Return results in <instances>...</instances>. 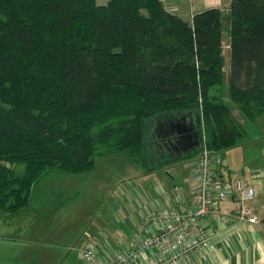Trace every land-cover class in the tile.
Here are the masks:
<instances>
[{
    "label": "trees",
    "instance_id": "1",
    "mask_svg": "<svg viewBox=\"0 0 264 264\" xmlns=\"http://www.w3.org/2000/svg\"><path fill=\"white\" fill-rule=\"evenodd\" d=\"M228 9L226 67L219 8L188 23L160 0H0V214L96 156L160 167L146 145L158 115L197 114L211 153L248 140L264 115V0Z\"/></svg>",
    "mask_w": 264,
    "mask_h": 264
},
{
    "label": "crops",
    "instance_id": "2",
    "mask_svg": "<svg viewBox=\"0 0 264 264\" xmlns=\"http://www.w3.org/2000/svg\"><path fill=\"white\" fill-rule=\"evenodd\" d=\"M95 1L97 4L107 2V0ZM160 1L167 11L179 15L188 23L197 12L213 7L219 8L224 20L221 39L226 67H228L227 17L230 0ZM194 117L195 114L191 112L166 113L148 121L147 150L152 163L160 167L149 172L142 171L139 167L136 168L137 170L132 169L135 183L133 185L128 182L129 180L126 181L124 194L118 198L119 211L122 213L119 228L116 226L112 229L109 236L98 235L88 242L96 246L98 253L103 258L112 257L114 253L126 246L129 237L139 229L140 218L165 207L175 206L181 212H187L190 209V193L195 184L192 162L198 155V148L191 144L192 140H188L184 145L186 149L182 150L176 143V139L179 134H192L189 122ZM170 118L173 119V122H184V125L182 127L170 125L168 123ZM178 131L182 132L177 134ZM165 134H168L167 140L162 139ZM218 154L220 153H217L216 156ZM213 167L216 170L225 168L230 179L238 178L223 163L216 161ZM243 180L254 187L255 197L250 202V206L256 212L259 221L251 224L238 220L232 214L231 200L222 202L220 211L225 218L221 220L205 218L204 220L205 229L213 247L198 250L192 253L188 260H180L177 264H264V209L261 208L264 205V164L259 163L254 166L249 175L243 177ZM174 187H178L184 196V200L180 203L175 201ZM7 217L9 216L6 214H0V240H10L13 233L11 223L1 221ZM28 224L29 222L22 226L26 232L30 231V229L24 228ZM1 252L0 250V254ZM1 256L3 257V255ZM38 257L39 260L42 258V263H45V255L43 254L41 257L40 251ZM133 264L146 263L143 259Z\"/></svg>",
    "mask_w": 264,
    "mask_h": 264
},
{
    "label": "rangeland",
    "instance_id": "3",
    "mask_svg": "<svg viewBox=\"0 0 264 264\" xmlns=\"http://www.w3.org/2000/svg\"><path fill=\"white\" fill-rule=\"evenodd\" d=\"M262 156L264 115L249 139L222 150L217 162L243 179L254 166L264 164ZM136 168L125 153H113L96 156L90 172L54 173L40 180L30 193L28 206L1 220L11 223L14 234L10 240H0V264H84L82 248L119 226L118 198L124 194L126 181L134 185L132 169ZM28 222L24 228L30 231L26 232L22 226ZM39 251L45 263L39 260Z\"/></svg>",
    "mask_w": 264,
    "mask_h": 264
},
{
    "label": "built area",
    "instance_id": "4",
    "mask_svg": "<svg viewBox=\"0 0 264 264\" xmlns=\"http://www.w3.org/2000/svg\"><path fill=\"white\" fill-rule=\"evenodd\" d=\"M201 140L198 155L192 162L195 184L190 193L191 207L181 212L175 206L165 207L139 219V229L128 239L127 244L112 257L103 258L95 245L87 243L81 250L85 264H133L145 259L146 264H177L188 260L201 249L212 248L205 229V218L224 219L220 204L231 200L233 215L247 223L259 221L250 206L255 197L252 184L243 179H230L225 168L216 170L215 153L209 152ZM175 201L184 196L174 187ZM264 209V205L261 207Z\"/></svg>",
    "mask_w": 264,
    "mask_h": 264
},
{
    "label": "water",
    "instance_id": "5",
    "mask_svg": "<svg viewBox=\"0 0 264 264\" xmlns=\"http://www.w3.org/2000/svg\"><path fill=\"white\" fill-rule=\"evenodd\" d=\"M172 120L173 119L170 118L168 121V123L170 125H175L176 127H182L184 125V122H181V123L180 122H173ZM192 122H194V123H192ZM189 123H190L189 129L192 131L191 135H180L179 133L182 131L177 132V134H179V136L176 139V143L178 144V146L181 147L182 150L186 149V147H184V145L186 144V142L188 140L189 141L192 140L191 144L194 145L195 147L199 148V144H200V140H201V126H200L199 116L197 114H195V117L193 119H191ZM162 139L167 140L168 134H165Z\"/></svg>",
    "mask_w": 264,
    "mask_h": 264
}]
</instances>
